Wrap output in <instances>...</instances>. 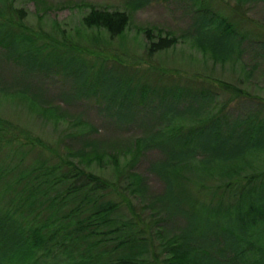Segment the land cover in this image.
I'll use <instances>...</instances> for the list:
<instances>
[{
	"label": "trees",
	"instance_id": "1",
	"mask_svg": "<svg viewBox=\"0 0 264 264\" xmlns=\"http://www.w3.org/2000/svg\"><path fill=\"white\" fill-rule=\"evenodd\" d=\"M194 1L201 12L198 48L225 63L246 36L239 32L244 15L236 10L235 19H227L208 1ZM25 17L11 0L0 3V52L7 60L28 72L63 68L65 75L81 80L82 91L105 96L112 106L121 101L123 106H138L139 101V108L148 100L150 107L171 103V113L182 122L155 127L138 138L122 165L116 155L110 157L113 171L107 177L88 171L86 156L75 161L52 150H47L49 156L39 153L47 146L29 161L35 147L9 148L4 132L12 139L22 132L0 119V257L6 254L12 264L32 258L38 262V254L53 253L65 254L70 264H216L220 256L226 259V250L233 253L231 259H242L238 254L246 244L243 237L259 231L255 235L262 245L256 247L264 261V167L252 162L256 154L264 155V98L220 80L200 79L194 90L187 87L194 78L183 76L186 80L175 85L181 75L171 80L163 70L154 72L156 85L138 83L124 70L97 75L85 88L90 76L83 63L73 69L68 57L58 61L56 54L65 43H41L24 31ZM82 23L115 39L124 33L129 18L120 11L92 8ZM144 33L149 59L176 43L175 38L155 39L149 30ZM246 102L254 108L244 111L240 105ZM40 110L45 115L46 110ZM143 151L165 156L153 166L165 189L155 201L142 204L145 179L135 168ZM104 157L95 153L91 158L101 163ZM174 218L183 220L168 234Z\"/></svg>",
	"mask_w": 264,
	"mask_h": 264
},
{
	"label": "rangeland",
	"instance_id": "2",
	"mask_svg": "<svg viewBox=\"0 0 264 264\" xmlns=\"http://www.w3.org/2000/svg\"><path fill=\"white\" fill-rule=\"evenodd\" d=\"M206 1L227 19H235L233 14L236 10L244 15L239 32L246 36L241 40L239 49L231 51L230 60L225 63L214 61L209 52L203 53L198 48L201 12H197L200 6L194 0H11L14 6L26 12L22 21L24 31L36 35L41 43L46 40L65 43L66 47L56 54L60 57L58 61L68 57L73 69L80 62L83 63L90 76L89 82L83 83L87 86L85 88L95 83L97 75L124 70L138 83L146 81L156 85L153 79L158 73L155 71L163 70L170 74L171 80L176 74L181 75L175 78V85L185 81L184 77H192L194 79L187 87L195 90L200 79L220 80L264 98V43L258 42L264 41V0ZM92 8L127 14L129 24L120 38L109 39L103 30L84 27L82 18ZM145 30H149L155 39L157 36L175 38L176 43L149 59L145 52L148 45ZM40 58L43 57H39V61L44 64L45 58ZM46 68H31L33 72H28L7 60L0 52V119L22 132L21 135L14 134L15 139L6 138L8 132H4L6 135L3 139L11 149H27V145L35 147L28 157L29 161L34 159L36 150L47 146L48 149L39 153L49 156L47 150H52L63 158L75 161L86 156L90 158L88 171L110 177L113 171L108 161L110 157L116 155L119 163L128 160L138 138L146 137L155 127H168L182 122L180 116L171 113L175 109L171 103H168L169 107H150L148 100V105L139 108V101L138 106H123L124 102L121 101L113 104L116 109H112V104H108L105 96L98 94L102 97L100 99L88 95L90 92L82 91L81 80L65 75L63 68L56 65ZM254 105L246 102L240 107L247 111ZM126 107L127 113L114 114V110L122 111ZM41 108L46 110L43 116ZM22 137L26 140L24 144L21 142ZM143 152L135 168L145 179L140 196L142 204L155 201V196L163 194L165 189L153 168L165 156L157 151ZM95 153L105 155L104 161L100 163L93 160L91 157ZM252 158V162L257 161L264 167V155L256 154ZM197 159L200 158L194 159V162ZM173 220L168 225V234L183 219ZM257 233L259 231L251 237L247 232L243 237L246 244L238 254L244 255L242 259H231L233 253L226 250L223 251L228 255L226 259L222 260L220 256L216 264H264V261H260V251L256 247L262 245L257 243ZM54 255L38 254V262H33L34 258L31 257L22 264H70L65 254ZM6 258V254L0 257V264H12Z\"/></svg>",
	"mask_w": 264,
	"mask_h": 264
}]
</instances>
